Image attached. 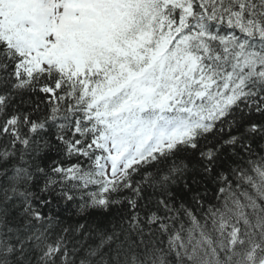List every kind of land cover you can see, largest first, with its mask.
I'll use <instances>...</instances> for the list:
<instances>
[{
	"label": "snow or ice",
	"instance_id": "1",
	"mask_svg": "<svg viewBox=\"0 0 264 264\" xmlns=\"http://www.w3.org/2000/svg\"><path fill=\"white\" fill-rule=\"evenodd\" d=\"M0 264H264V0H0Z\"/></svg>",
	"mask_w": 264,
	"mask_h": 264
}]
</instances>
